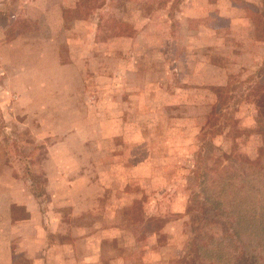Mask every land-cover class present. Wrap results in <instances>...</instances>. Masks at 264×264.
<instances>
[{
	"label": "rangeland",
	"instance_id": "374dc122",
	"mask_svg": "<svg viewBox=\"0 0 264 264\" xmlns=\"http://www.w3.org/2000/svg\"><path fill=\"white\" fill-rule=\"evenodd\" d=\"M249 1L0 0V174L39 193L50 239L73 245L55 254L208 264L186 246L188 177L210 87L241 91L264 59ZM255 115L237 107L238 150L264 161Z\"/></svg>",
	"mask_w": 264,
	"mask_h": 264
},
{
	"label": "trees",
	"instance_id": "16d2710c",
	"mask_svg": "<svg viewBox=\"0 0 264 264\" xmlns=\"http://www.w3.org/2000/svg\"><path fill=\"white\" fill-rule=\"evenodd\" d=\"M248 4L264 41V0ZM254 77L241 91L236 79L210 87L214 101L198 132L188 177L192 189L186 212L192 223L186 246L193 262L206 257L208 264H264V161L251 160L238 150L237 141L249 132L234 123L237 107L248 102L256 106L255 130L264 131V59ZM217 138L230 147L223 149Z\"/></svg>",
	"mask_w": 264,
	"mask_h": 264
},
{
	"label": "crops",
	"instance_id": "0c3cea01",
	"mask_svg": "<svg viewBox=\"0 0 264 264\" xmlns=\"http://www.w3.org/2000/svg\"><path fill=\"white\" fill-rule=\"evenodd\" d=\"M12 170V167H6ZM4 170V167H2ZM11 174V173H10ZM19 176H10L9 172L0 174V264H13L22 257L23 264H72L73 257H60L56 249L68 252L73 248L68 241H52L48 236V228L44 224V213L37 198L27 186L23 185ZM6 198H5V197ZM5 202V205L4 202ZM4 206V207H3ZM20 209H16L19 208ZM23 213L24 217L12 220L14 214ZM4 219V220H3ZM8 229V231L6 230ZM6 230V231H4ZM16 230V231H15ZM18 233L17 240L16 233ZM8 235V237L5 236ZM57 258V259H54ZM87 262L90 259H86ZM82 260V263L86 261Z\"/></svg>",
	"mask_w": 264,
	"mask_h": 264
}]
</instances>
